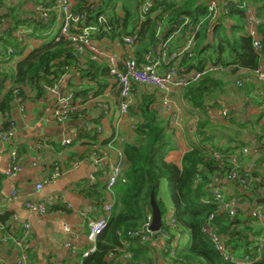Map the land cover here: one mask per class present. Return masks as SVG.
<instances>
[{
    "label": "crops",
    "instance_id": "obj_1",
    "mask_svg": "<svg viewBox=\"0 0 264 264\" xmlns=\"http://www.w3.org/2000/svg\"><path fill=\"white\" fill-rule=\"evenodd\" d=\"M55 3L56 0H0V79L3 81L0 85V106L5 108L3 103L7 98L12 101L9 110L0 112V130L10 121L16 122L17 125L16 135L11 143L0 141V221L9 234L18 239L24 235V224H30V244L27 250L32 264H83L86 258L84 253H94L97 241L93 243L88 240L87 223L78 211L88 207L99 194L103 195L105 189L102 182L89 187L88 179L91 174L96 173L90 160L83 161L75 169H71V165L76 156L85 154L88 157L95 147L108 154L123 150V144L133 140L139 118L131 112V108L129 115H121L119 92L111 76H98V80L93 81L84 72L92 61L79 57L74 64L68 65L65 73L55 80L53 85L41 82V94L30 86H22L21 92L27 106L26 118H22L12 95V88L19 85L15 82L17 64L33 52L56 43L61 27L59 14L51 11L50 16L44 19L36 11L38 5L53 7ZM73 3L75 8L77 0H73ZM248 11L262 20L259 32L264 35L261 31L264 18L259 16L257 9L251 5H246L245 15ZM234 22L227 24L229 31ZM182 31L183 29L172 39L168 57L175 56L188 45L190 37ZM19 32L24 33L23 43L16 36ZM240 32V36H249L246 24ZM123 37L104 38L105 44L120 57H124L130 50H133L136 56L138 44L131 49L124 43ZM19 45H23L22 50L18 48ZM11 50L14 52L10 53ZM158 53L159 46L150 56L152 64L157 61ZM170 62L173 64V60ZM211 64L213 63L207 65ZM261 64H264L263 53L260 54L259 66ZM159 68L165 70L166 63L161 61ZM227 68L228 71L211 73L205 77L216 86L211 87L209 93L205 92L204 103H195L190 95V88L197 87L201 81L172 93L171 100L179 117L177 127L171 123L170 116L164 113L161 94L155 88L135 85L131 107L141 103L148 95L153 97L154 107L160 109L163 118L170 122V128L174 132V149L168 153L167 161L181 167L184 155L194 147H201L208 154L212 150L226 154L230 165L250 174L249 189L239 187L227 180L225 174L220 173L214 178L215 188L219 189L228 201L239 199L237 213L233 217L235 223L232 224L240 233L238 249L233 250L234 256L250 255L254 264H264V225L252 217L257 207L264 211V206L255 205V200L264 196V115L261 112V107L264 106V83H255L253 80L238 87L236 82L252 76L253 70L234 71V67ZM104 83L107 87H103ZM70 93H74L77 100L87 101L92 97L86 115L60 125L46 122V117L53 107ZM106 104L110 107L108 113L103 107ZM222 111H227L228 115L222 117ZM69 138L73 139L72 143L63 145ZM13 146L17 148L23 161L22 170L15 177L7 175ZM246 148L248 153L244 152ZM56 164L66 170L65 175L56 183L45 184L41 190H37L36 185L51 174ZM129 180L125 162L122 182L127 183ZM15 187L18 188V194L13 198ZM240 193L247 195L252 201L241 199ZM55 194L71 203L73 211L65 212L64 209L53 207L48 215L40 216L29 212L25 207L28 201H47ZM160 196L166 209L172 213L173 204L167 182L162 183ZM13 215L17 218L14 219ZM65 224L73 228L77 239L64 230ZM130 230L133 229L128 231ZM170 233L174 245L177 246L178 255L192 244L187 230L178 228ZM118 235L124 236L123 231H118ZM70 242L73 246L68 249L66 245ZM141 244L144 245L140 248L128 237L123 240L122 247L114 249L121 250L116 258L108 259L106 256V261L119 264L120 259L129 254L127 264H177L170 258L166 241L158 235L145 243L141 241ZM21 254L12 243H0V258L9 264H16Z\"/></svg>",
    "mask_w": 264,
    "mask_h": 264
},
{
    "label": "trees",
    "instance_id": "obj_2",
    "mask_svg": "<svg viewBox=\"0 0 264 264\" xmlns=\"http://www.w3.org/2000/svg\"><path fill=\"white\" fill-rule=\"evenodd\" d=\"M210 1L155 0L144 19L140 15L143 0H77L75 9L85 14L86 26H99L100 31L96 34L98 39L136 35V57L140 65L153 63L150 56L158 39L159 46L163 38L167 39L183 29V34L189 37L194 35L195 45L181 58L180 68L187 71L202 70L207 64L213 63L234 67V71L256 70L260 54L254 51L249 36L239 34L246 24V5L255 7L258 15L264 18V0H226L228 14L210 26L206 21L198 29L199 22L208 17ZM101 16L106 17V25L100 24ZM184 18L189 19L187 24H184ZM231 21L235 22L229 31L227 24ZM261 31L264 33V26ZM55 42L53 46L37 50L17 64L15 82L19 84L18 87L23 89L22 86H30L41 94V82L53 85L65 73L68 65L74 64L78 58L68 44L65 41ZM84 72L95 82L98 76L109 75L105 65L93 61ZM214 86V82L205 78L200 85L190 88V95L195 103H204L205 92L209 93V89ZM103 87H107V84L104 83ZM11 102L7 98L3 103L5 108L0 106V112L9 110ZM154 103L153 97L146 95L141 103L131 107V112L137 115L139 121L133 140L123 144L130 180L127 183L121 180L116 184L111 219L97 239L96 251L86 257L83 264H111L106 261V256L110 251L122 247L123 240L128 239L126 232L129 229L139 230L146 224L148 215L152 213L150 196L153 190L162 212V230L168 231L165 221L169 211L160 196L163 182L168 183L178 228L187 230L192 240V244L180 252L175 263L234 264L224 259L206 232L209 216L219 211L218 204L214 202V178L218 173L224 174V171L220 170L218 163L208 159L207 151L201 147H194L187 152L181 167L167 161L168 153L174 149V132L170 122L163 118ZM9 125L10 122L3 129ZM239 196L252 201L245 194L240 193ZM205 200L210 203H205ZM233 223V216L220 212L212 222L219 233L228 237V245L235 251L238 249L240 233L232 227ZM118 231H123L124 236H119ZM133 241L140 248L144 245L138 238Z\"/></svg>",
    "mask_w": 264,
    "mask_h": 264
},
{
    "label": "built area",
    "instance_id": "obj_3",
    "mask_svg": "<svg viewBox=\"0 0 264 264\" xmlns=\"http://www.w3.org/2000/svg\"><path fill=\"white\" fill-rule=\"evenodd\" d=\"M155 0H143L140 10L141 18L144 19L145 16L150 12L154 6ZM36 11L43 17L47 19L50 16V12L54 11L59 14L61 27L58 32L56 41H65L69 48L72 49L74 55L79 58H87L90 61L105 65L108 68L109 75L115 82L117 90L119 92L120 98V113L123 116L129 115L130 108L132 105V94L135 85H140L144 87H150L157 89L161 94V103L163 111L166 115L170 116L171 123L173 125L178 122L177 110L171 100V95L180 89L187 88L193 83H198L202 81L211 73L228 71L227 67L222 65H207L202 70H191L187 71L180 68L179 62L186 52H190L194 46L195 38L192 35L189 38L188 45L177 52L173 57H168L172 39L177 34L169 36L167 39H162L159 44V53L157 61L152 65H140L134 55L133 50L128 51L124 57H120L116 53L110 51L105 44L104 39H98L96 34L99 33V26H86V16L85 14L78 12L74 8L73 0H56L53 7H47L46 5H38ZM229 8L225 1L221 0H211L208 6V17L207 19H202L198 24V29L208 21L209 26L215 24L218 19L228 14ZM100 24L106 25L107 19L104 16L99 18ZM184 24L189 22L188 18L183 19ZM246 25L248 28L249 37L252 40V45L256 53L262 54L264 50V35L259 32V26L262 25V20L259 19L253 12L248 11L246 14ZM24 33L19 32L17 36L20 42H24ZM123 41L131 49H133L138 44V37L136 35H128L123 37ZM10 53H13L11 50ZM173 60V64H170ZM164 61L167 68L165 70H160V62ZM168 63V64H167ZM255 81V83H264V64H261L256 70L252 71V76L246 77L245 79H239L236 84L238 87L243 86L248 81ZM3 84L2 79H0V85ZM21 87H13L12 95L14 97V103L18 106L22 118H26V100L22 95ZM264 95V93H263ZM92 100V97L86 101V99L77 100L74 93H70L53 107L49 115L46 117V122L53 124H65L72 119L83 118L88 112V103ZM106 113L110 111V107L106 104L103 105ZM261 112L264 115V106L261 107ZM228 115L227 111H222V117ZM134 128V127H133ZM17 132L16 122L10 121V125L7 129L0 130V141L4 143H11ZM73 139H66L63 145H70ZM248 148L244 150L248 153ZM209 160L218 163L221 171H224L227 180L234 182L239 187L244 189L250 188V174L248 172H243L235 166H229V160L227 156L219 151H210L208 154ZM85 160H90L96 173L91 174L89 177L88 185L89 187H94L98 183L102 182L104 185L105 192L103 195L98 196L93 199L91 204L80 209L78 212L83 220L87 223L88 227V240L90 242L96 243L98 237L105 231L109 220L111 219L115 200H114V188L116 184L122 180L124 165L126 162V157L123 150L112 151V154L102 153L95 147L92 153L87 157L85 154H81L75 157L74 162L71 165V169H75L80 166ZM235 162V161H233ZM34 165H36L34 163ZM23 167V161L18 155L17 148L13 146L11 152V163L7 169V175L11 177L17 176ZM66 173V170L60 165L56 164L53 171L49 176H47L43 181L36 185L37 190H41L43 185L56 183L59 181ZM200 179V177H198ZM93 189V188H92ZM18 194V188L15 187L12 193V197L15 198ZM214 202L218 204L219 211L214 212L208 218V224L206 227V232L210 237L212 243L215 245L216 249L221 253L225 260L234 264H254V259L250 255H245L244 257L234 256V251L228 245V239L226 236L219 233L217 228L212 224L215 220L217 213H228L230 216H235L237 213V203L238 198H234L230 201L226 200L225 195L217 188H213ZM205 203H210L209 200H205ZM26 209L34 214L40 216H46L51 212V209H64L65 212L73 211V206L71 203L67 202L63 197L58 194L52 195L47 201H28L25 203ZM53 210V209H52ZM252 217L258 222L264 225V211L257 207ZM16 219V215H13ZM153 216L148 215L146 224L139 230L128 231L129 239L138 238L141 239L142 243H145L152 239L153 236L158 235L164 239L169 248L170 258L178 259L177 246L171 239L170 232L172 230L178 229V222L174 217V213H168L166 216V230H159L158 232H153L150 229ZM24 235L18 239L11 236L7 228L0 221V243L9 244L12 243L14 247L21 251V256L17 260L16 264H32L31 259L28 255L29 240L28 234L30 233L31 226L29 223H25ZM64 230L67 233L73 234V228L65 224ZM73 238L77 239V236L73 234ZM130 242V241H129ZM67 248L71 249L73 244L67 243ZM263 249V246L261 247ZM73 249H76L73 247ZM97 248H94L96 250ZM121 250L111 251L108 255V259H115L118 252ZM90 252H85L84 257H88ZM129 254L124 255L119 264H127ZM180 261H183L180 259ZM0 264H9L4 259L0 258ZM182 264V263H177ZM187 264V263H184Z\"/></svg>",
    "mask_w": 264,
    "mask_h": 264
},
{
    "label": "water",
    "instance_id": "obj_4",
    "mask_svg": "<svg viewBox=\"0 0 264 264\" xmlns=\"http://www.w3.org/2000/svg\"><path fill=\"white\" fill-rule=\"evenodd\" d=\"M160 41V39H158L157 43L153 45V51L156 52L157 51V46H158V42ZM150 205L152 208V223L150 225V229L153 232H158L159 230H161L162 228V212L160 210V207L157 203V199H156V195H155V190L152 191L151 196H150ZM255 205H262L264 206V196L257 198L255 200Z\"/></svg>",
    "mask_w": 264,
    "mask_h": 264
},
{
    "label": "rangeland",
    "instance_id": "obj_5",
    "mask_svg": "<svg viewBox=\"0 0 264 264\" xmlns=\"http://www.w3.org/2000/svg\"><path fill=\"white\" fill-rule=\"evenodd\" d=\"M18 48L22 50V49H23V45H19ZM178 125H179V124L174 125V126L177 127Z\"/></svg>",
    "mask_w": 264,
    "mask_h": 264
}]
</instances>
